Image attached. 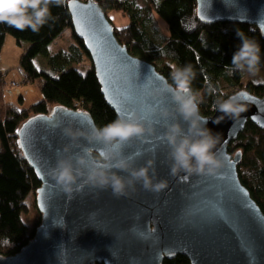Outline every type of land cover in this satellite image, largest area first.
Masks as SVG:
<instances>
[{
  "label": "water",
  "instance_id": "95a60500",
  "mask_svg": "<svg viewBox=\"0 0 264 264\" xmlns=\"http://www.w3.org/2000/svg\"><path fill=\"white\" fill-rule=\"evenodd\" d=\"M195 1L201 22L248 23L264 41V0ZM66 6L72 31L83 42L100 92L117 117L127 118L139 110L142 98L149 107L169 109L171 115L165 121L145 107L141 111L144 125H151L153 131L122 149L124 156L133 157V168L152 160L153 182L166 180L167 186L156 193L136 183L135 191L129 188V195L120 198L110 188L85 186L69 198L49 175L57 151L67 145L68 152L61 155L74 162L83 148L94 154L98 145L84 138L69 144L61 129L87 132L94 121L88 111L61 104L34 113L19 123L16 135L21 155L39 181L35 203L40 223L18 251L0 253V264H162L177 254L187 257L189 264H264V213L238 177L240 151H227L248 120L264 129V81L262 95L241 88L225 98L239 95L246 108L239 116H224L217 108L211 115L201 114L207 119L205 126L218 137L213 151L224 160L218 173L173 176L170 149L160 137L166 123H179L182 134H187L189 124L175 113L170 93L144 96L145 85L150 90L162 88L168 80L116 39L112 21L96 0H68ZM220 117L219 123H213Z\"/></svg>",
  "mask_w": 264,
  "mask_h": 264
},
{
  "label": "trees",
  "instance_id": "16d2710c",
  "mask_svg": "<svg viewBox=\"0 0 264 264\" xmlns=\"http://www.w3.org/2000/svg\"><path fill=\"white\" fill-rule=\"evenodd\" d=\"M67 1L63 0L59 6L49 4L51 17L38 32L0 23V49L7 35L18 44L27 42L20 54L19 66L25 80H40L41 93V100L29 109H19L12 103L0 114V253L3 255L18 251L34 233L29 231L21 215L27 211L26 196L38 187L39 181L21 155L16 135L19 123L30 116V112H46L49 104L80 106L90 113L98 126L117 118L100 92L92 63L85 72L72 65L80 62L83 54L88 56L82 40L73 31L76 43L67 51L53 54L48 51L49 43L65 28L72 30ZM96 1L104 13L115 9L129 17L127 25L114 26L116 39L126 45L131 54L152 63L169 83H172L173 65L192 66L195 77L191 88L200 114L211 115L217 103L241 88L262 95V82L250 81L243 85V71L229 74L232 55L241 43L237 31L257 41L260 52H264V41L254 25L201 22L196 15L195 0H141V5L138 0ZM156 15L165 21L167 34L160 28ZM40 53L46 56L53 73L39 70L34 64V56ZM227 151L230 154L240 151L238 177L264 213V129L248 120L244 129L230 141ZM162 264H189V260L177 254L165 258Z\"/></svg>",
  "mask_w": 264,
  "mask_h": 264
},
{
  "label": "clouds",
  "instance_id": "9594fccd",
  "mask_svg": "<svg viewBox=\"0 0 264 264\" xmlns=\"http://www.w3.org/2000/svg\"><path fill=\"white\" fill-rule=\"evenodd\" d=\"M62 3L63 0H0V23H6L18 30L30 28L33 32H38L51 17L49 4L59 6ZM236 35L241 43L232 55L229 74L246 68L250 76H255L259 71L260 46L257 41L240 31ZM194 77L195 72L191 65L183 68L173 65L171 84L165 82L162 88L151 90L148 85L144 86L145 97L170 93L175 113L189 124L187 134H182L179 123H166L165 131L160 137L170 149L168 156L172 161L170 174L173 176L181 172L187 175L214 176L224 166L222 156L218 157L213 151L219 142L218 137L205 126L207 119L199 112V103L191 88ZM145 107L152 114L158 112L159 117L165 121L171 115L167 107H149L142 98L140 109L130 112L127 118L117 117L103 126L91 122L87 132L82 128L62 127V134L68 138L69 144L84 138L89 144L98 145V148L94 154L83 148L81 153L75 154L74 162L73 158L61 155L62 152H68L67 145L59 149L55 164L49 168V175L57 188L68 194L69 198L74 191L79 192L85 186L100 190L110 188L116 198L129 195V188L135 191L136 183L145 191L158 193L164 189L167 186L166 180L153 182L155 170L152 169V160L147 161L145 166L133 168V157L122 154V149L129 141L153 131L151 125L147 128L144 125L145 116L141 111ZM216 108L228 117L239 116L246 110L239 101V95L230 96L217 103ZM222 119L220 117L213 123H219ZM150 169L152 175H149ZM118 172L127 173V176H121Z\"/></svg>",
  "mask_w": 264,
  "mask_h": 264
},
{
  "label": "rangeland",
  "instance_id": "374dc122",
  "mask_svg": "<svg viewBox=\"0 0 264 264\" xmlns=\"http://www.w3.org/2000/svg\"><path fill=\"white\" fill-rule=\"evenodd\" d=\"M138 2L140 5L143 4L141 0H138ZM106 14L116 27H122L129 23V17L124 15L121 11L112 9ZM156 18L162 31L167 34V25L165 21L158 15H156ZM10 36L11 35L8 37ZM7 38L4 39L3 45L0 49V114L6 109L8 104L13 103L19 109H29L31 105L41 100L40 80H25L23 72L19 66L20 54L24 51L27 42L23 41L21 44H18L15 39L11 41L10 39L7 40ZM75 43L72 30L68 27L49 43L48 51L50 54L60 50L67 51L69 46ZM33 62L39 70L53 73L45 55L41 53L35 55ZM72 65L79 71L85 72V70L90 67L91 61L89 56L83 54L81 61ZM258 67L259 71L255 76H250L246 68L243 70V76L241 79L243 85L250 81L263 83L264 52H260V63ZM20 97L21 99H18ZM51 106L52 104L47 106V111ZM79 107L80 106H77L78 109H83ZM31 114L32 112H30V115ZM24 201L27 211L23 212L21 217L29 231H34L36 226L40 223V213L37 210L35 203V190L30 191Z\"/></svg>",
  "mask_w": 264,
  "mask_h": 264
},
{
  "label": "crops",
  "instance_id": "0c3cea01",
  "mask_svg": "<svg viewBox=\"0 0 264 264\" xmlns=\"http://www.w3.org/2000/svg\"><path fill=\"white\" fill-rule=\"evenodd\" d=\"M8 36H9V35H7V36H6V38H7ZM9 38H10V40H11V41H12V40H14V38H13V37H11V36H10Z\"/></svg>",
  "mask_w": 264,
  "mask_h": 264
},
{
  "label": "bare ground",
  "instance_id": "6f19581e",
  "mask_svg": "<svg viewBox=\"0 0 264 264\" xmlns=\"http://www.w3.org/2000/svg\"><path fill=\"white\" fill-rule=\"evenodd\" d=\"M10 39L9 37L7 38V40Z\"/></svg>",
  "mask_w": 264,
  "mask_h": 264
},
{
  "label": "built area",
  "instance_id": "2783aa9c",
  "mask_svg": "<svg viewBox=\"0 0 264 264\" xmlns=\"http://www.w3.org/2000/svg\"><path fill=\"white\" fill-rule=\"evenodd\" d=\"M75 108H77V107H75ZM79 108H82V107H79Z\"/></svg>",
  "mask_w": 264,
  "mask_h": 264
}]
</instances>
